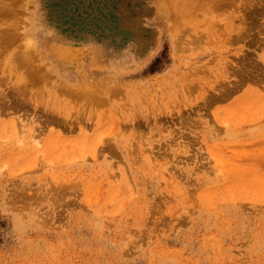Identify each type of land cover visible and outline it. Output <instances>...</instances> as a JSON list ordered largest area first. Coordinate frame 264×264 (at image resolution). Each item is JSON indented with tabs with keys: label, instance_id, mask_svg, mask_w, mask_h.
Listing matches in <instances>:
<instances>
[{
	"label": "rangeland",
	"instance_id": "1",
	"mask_svg": "<svg viewBox=\"0 0 264 264\" xmlns=\"http://www.w3.org/2000/svg\"><path fill=\"white\" fill-rule=\"evenodd\" d=\"M172 1L0 0V264H264V0Z\"/></svg>",
	"mask_w": 264,
	"mask_h": 264
},
{
	"label": "bare ground",
	"instance_id": "2",
	"mask_svg": "<svg viewBox=\"0 0 264 264\" xmlns=\"http://www.w3.org/2000/svg\"><path fill=\"white\" fill-rule=\"evenodd\" d=\"M178 2V5H177V2ZM193 0H174L172 1L171 3V7L172 5H174L173 7V16H174V19L176 21V23H179L180 20H181V16H179V12L176 11V9H180L181 7H188V6H192L193 4L192 3ZM202 0H199L198 3H200ZM208 0H203L202 2H207ZM33 3V2H32ZM27 4V3H26ZM32 6V5H30ZM123 6V5H122ZM195 6V5H193ZM129 7V6H128ZM128 10V9H127ZM129 11V10H128ZM179 11V10H178ZM130 12V11H129ZM121 14V13H120ZM122 15V14H121ZM123 23V22H122ZM175 24V22L173 23ZM178 34V33H177ZM177 40V45L179 46L180 44V41H179V37L176 36ZM20 57L24 58L22 59V63L23 64H30L32 61H33V58L32 56H28V55H24V54H21L19 55ZM65 59V58H64ZM68 59V58H66ZM30 60V63L28 62ZM36 73V72H34ZM39 73V72H38ZM33 74V73H32ZM34 77H38L37 74H34ZM120 86V85H119ZM82 88H78L77 91H80V95H82L83 97H87V95L93 99H99L104 97L105 96V84H94V83H88L86 82V85H83L81 86ZM69 88V87H68ZM69 89H72V88H69ZM122 90V89H121ZM112 91V93H118V92H121L119 91V88H116V89H110L108 90V92ZM107 94V93H106ZM99 97V98H98Z\"/></svg>",
	"mask_w": 264,
	"mask_h": 264
}]
</instances>
